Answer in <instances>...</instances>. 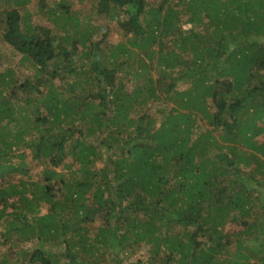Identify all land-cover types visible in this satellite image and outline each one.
<instances>
[{
    "label": "trees",
    "instance_id": "16d2710c",
    "mask_svg": "<svg viewBox=\"0 0 264 264\" xmlns=\"http://www.w3.org/2000/svg\"><path fill=\"white\" fill-rule=\"evenodd\" d=\"M6 1L0 264H264V0Z\"/></svg>",
    "mask_w": 264,
    "mask_h": 264
},
{
    "label": "rangeland",
    "instance_id": "374dc122",
    "mask_svg": "<svg viewBox=\"0 0 264 264\" xmlns=\"http://www.w3.org/2000/svg\"><path fill=\"white\" fill-rule=\"evenodd\" d=\"M97 1V0H96ZM89 2V0H88ZM7 1L6 0H2L0 1V5L1 6H5ZM73 8L76 9L78 12H80L82 15H86L89 11V7H88V3L87 1L83 0L81 2H79L78 0H73ZM5 4V5H4ZM9 6V5H8ZM23 11H21L22 13H27L30 15V19L32 21V23L35 24H40L42 26H51V22L48 21L46 18L42 17L41 14L38 12L37 9V2L36 0H30L29 4H26L23 8ZM83 17V16H82ZM102 18L104 19V16H102ZM105 22H107V20H105ZM104 22V23H105ZM108 30H107V34H106V38H105V43L108 42L109 43H116L119 41L120 39V32L118 31V27L119 25L114 21V20H110L106 23V25ZM187 27V26H186ZM21 58V54L16 52L15 50H13L9 45L4 44L3 41L0 39V71L2 69H4L5 67H11L14 69L16 75H17V80L19 82V85L24 81V79L27 76H32L33 72L35 71L31 66H29L26 63H21L20 61ZM57 84H58V80H54ZM18 86L16 87V93L13 95L12 97V104L13 106L15 105V107H17L21 112H25V110L23 109L24 107V98L27 96L26 93L22 92L20 89H17ZM32 86V85H31ZM260 139H262V137H260ZM27 160L31 161V158L29 155H27ZM34 165V163L32 164ZM230 227V225L227 226V230ZM224 231H226V229L224 228ZM30 244H28L27 246H29ZM24 248L26 247V245H23ZM8 253H10V250H8ZM147 253V248H142L141 250H137V252L132 256V258L134 259V257H143V255H146Z\"/></svg>",
    "mask_w": 264,
    "mask_h": 264
}]
</instances>
